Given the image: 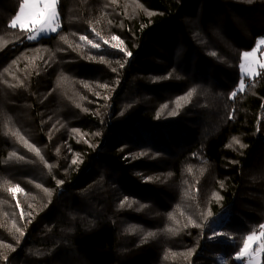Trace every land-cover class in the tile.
I'll return each mask as SVG.
<instances>
[{
	"label": "trees",
	"instance_id": "16d2710c",
	"mask_svg": "<svg viewBox=\"0 0 264 264\" xmlns=\"http://www.w3.org/2000/svg\"><path fill=\"white\" fill-rule=\"evenodd\" d=\"M22 3L0 0V264H242L264 70L237 87L264 0H58L36 41Z\"/></svg>",
	"mask_w": 264,
	"mask_h": 264
},
{
	"label": "snow or ice",
	"instance_id": "6c2138e0",
	"mask_svg": "<svg viewBox=\"0 0 264 264\" xmlns=\"http://www.w3.org/2000/svg\"><path fill=\"white\" fill-rule=\"evenodd\" d=\"M35 10V11H34ZM58 17L57 13V0H23V3L21 4L19 14L11 21V27L15 28L17 25L21 29H27V31L30 33V35L27 37L28 39H36L39 35H45L49 33H54L57 31V28L55 27V22ZM97 36H99V33H96ZM64 39L63 37H61ZM80 39L83 41L86 38L84 36H81ZM119 38L116 36L112 37V40H118ZM88 43L92 45L94 48H99L100 45L93 44L91 40H88ZM104 44H108L109 41L104 40ZM264 43V41H262ZM111 47L118 48L117 44H112ZM120 51H123V49H119ZM130 55V53H128ZM215 55V53H213ZM250 55V53L245 52L244 57L247 58ZM123 67V65H121ZM241 67H244V65H241ZM260 67L264 68V64L260 65ZM115 71V69H113ZM244 83L243 80H241L239 91H243ZM194 91V90H193ZM193 93L189 92L188 96H191ZM232 97L234 98L237 93L233 92ZM235 143H239V140L234 138ZM241 147H245V145L241 144ZM75 163V161H73ZM58 183H62V181H58ZM9 191L12 192H19L20 188L17 187L15 189H9ZM23 218V214H22ZM261 228H264V225H261ZM19 231V229H17ZM21 235L24 233L21 232ZM149 236L152 235V233L148 234ZM260 240L262 241L259 244V251L264 253V232L260 234L258 237L255 233L248 235L246 239L243 241V247L239 248V251L236 254L237 259H242L245 256L250 255V248L253 247L254 243ZM5 260H7V257H4Z\"/></svg>",
	"mask_w": 264,
	"mask_h": 264
},
{
	"label": "rangeland",
	"instance_id": "374dc122",
	"mask_svg": "<svg viewBox=\"0 0 264 264\" xmlns=\"http://www.w3.org/2000/svg\"><path fill=\"white\" fill-rule=\"evenodd\" d=\"M57 2H58V0H57ZM20 7H19V10H18V13L16 14V16L19 14ZM57 13H58V11H57ZM15 17L13 19H15ZM58 18H59V15H58L56 22H55V27L57 28V31L60 27L59 22H58ZM10 26H11V22H10ZM15 29L27 31V29H21L19 27V25H17L15 27ZM56 32L45 34V35H39L38 38H36V39H28V38L27 39L29 41H36L39 38L54 35ZM29 35H30V33L27 31V37ZM262 41H264V36L257 39L253 49L248 51V53H250V55L247 58L244 57V53L241 56V61L239 64V75H240V77H239V82H238V87H237L238 92H241V91H239L241 80H243L244 88H245V84H246L245 80L254 78L255 76H257V74L261 70H264V68L260 67V65L264 64V43H262ZM241 65H244V67H241ZM244 88H243V90H244ZM260 121L262 122V128H263L262 135L264 137V112L261 115ZM260 234H261V232L256 234V235L259 237ZM260 243H261V241L257 240L254 243L253 247L250 248V255L245 256L242 259H237V260L242 264H260L261 263V254H262V252L259 251V244Z\"/></svg>",
	"mask_w": 264,
	"mask_h": 264
},
{
	"label": "bare ground",
	"instance_id": "6f19581e",
	"mask_svg": "<svg viewBox=\"0 0 264 264\" xmlns=\"http://www.w3.org/2000/svg\"><path fill=\"white\" fill-rule=\"evenodd\" d=\"M157 114V112H151L149 113L150 116H155Z\"/></svg>",
	"mask_w": 264,
	"mask_h": 264
}]
</instances>
